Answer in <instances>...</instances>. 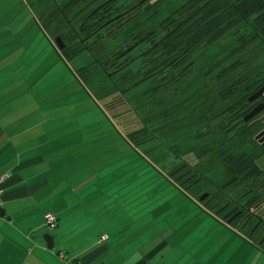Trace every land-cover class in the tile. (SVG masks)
Instances as JSON below:
<instances>
[{"label":"rangeland","instance_id":"1","mask_svg":"<svg viewBox=\"0 0 264 264\" xmlns=\"http://www.w3.org/2000/svg\"><path fill=\"white\" fill-rule=\"evenodd\" d=\"M61 1L63 6L72 5V1L76 4L72 8L70 5L63 8L65 13L72 10V15L70 22L62 24L60 33L68 34L67 39L75 41L70 43V47L77 45L79 53L73 58H63L74 68L83 66V73L80 70L75 74L71 68L73 72L62 70V78L67 84L73 78L72 74L77 83L72 87H81L93 97V107L99 113L87 114L92 124L73 140V145L77 144L76 148L80 151L77 152L79 166L86 162L90 165L88 169L79 167L78 170H83L78 175L84 177L83 172L88 171L87 175L98 177L81 191L104 196V200L109 198L110 207L116 208L114 212L121 215L127 213L124 218L116 215L115 218L120 220L117 222L119 226L114 224L117 229H126L122 234L125 232L127 237L137 228L138 234L144 238L147 235L163 238L172 244L171 247L178 242L184 246L190 244V249H186L189 254H185L190 261L198 256L209 263L217 257L233 255L242 264H264L259 263L255 248L246 238L229 227H226L229 230L226 232L223 229L225 225L219 224L221 218L216 219L211 212L201 209L188 190L193 171L188 176L185 174L188 169L196 168L215 185L227 180L221 165L213 163L216 167L205 166L209 163L204 164L205 158L200 157L202 150L197 146H203L204 140L198 132L205 124L204 116L215 118L219 113L230 112L232 102L241 99L244 87L228 88L224 82L220 83V87L208 86L205 97L197 93L189 99L166 101L161 94H152L154 81H143L145 74L137 75V63L121 73L116 72L119 66H109L111 58L119 56V48L129 37L156 29L158 23L187 0H159L162 2L157 6L155 15L143 14L111 36L106 34V30L102 31V27L95 26L96 16H93L92 23L86 26L89 34L94 33L89 39L81 37L78 31L98 5L96 0H66V4L65 0ZM80 22L82 25L78 26ZM255 32L254 25L240 24L224 36L223 48L238 50L235 57L244 67L241 70L247 68L242 71L239 80L261 84L264 83V39L261 36L254 38ZM242 42H245L244 46ZM80 43L88 48L80 49ZM150 60L144 59L146 66ZM75 107L81 115L87 110V105L80 102ZM63 144L68 146L66 140ZM258 163L264 166V162ZM202 186L200 184L195 189ZM130 213H136V216L132 219Z\"/></svg>","mask_w":264,"mask_h":264},{"label":"crops","instance_id":"2","mask_svg":"<svg viewBox=\"0 0 264 264\" xmlns=\"http://www.w3.org/2000/svg\"><path fill=\"white\" fill-rule=\"evenodd\" d=\"M65 6L61 0H0V177L6 176L0 183V264H62L60 252L82 264H242L233 255L190 261V244L171 247L163 238H144L137 228L127 237L115 218L127 213L114 212L109 198L81 191L98 177L78 175L90 165L79 166L73 140L92 124L87 114L99 113L93 97L72 87V74L67 84L62 78L71 69L83 73L53 42L70 22L72 10L64 17ZM68 42L66 47L75 43ZM79 102L87 105L84 115L75 107ZM48 214L56 217L53 229L45 224ZM255 252L264 262V253Z\"/></svg>","mask_w":264,"mask_h":264},{"label":"flooded vegetation","instance_id":"3","mask_svg":"<svg viewBox=\"0 0 264 264\" xmlns=\"http://www.w3.org/2000/svg\"><path fill=\"white\" fill-rule=\"evenodd\" d=\"M127 1L96 0L98 5L89 17L96 16L95 26L102 27V31L106 30V34L111 36L117 29L128 27L143 14L155 15L157 6L162 2L159 0ZM175 12L176 9L167 16L170 18L168 22L170 25L173 20L179 19ZM164 21L158 23L156 29L149 33L144 31L145 33L129 37L119 48V56L114 55L111 58L109 66L117 68L119 66L116 72L121 73L137 63V75L145 74L143 81L148 79L154 81L155 87L152 94L159 93L166 101L189 99L197 93H202L205 97L208 86L216 87L224 82L238 87L239 77L243 71L240 69L244 67L235 57L236 48H223L224 40L200 50L187 47L184 51L177 52L176 59L172 61L167 59L161 51L165 38L170 35L173 28L168 24L164 25ZM80 25H82L81 22L78 26ZM78 32L85 39H89L94 34L92 32L89 34L90 31L83 33L82 26ZM59 36L64 44L63 52L66 42L62 35L59 34ZM84 46L87 47V45ZM146 58H151L147 66L144 63ZM231 60L233 63L229 64ZM257 86L249 95L245 97L242 95L239 100L235 99L231 104L230 112L219 113L215 118L204 116L205 124L198 132L204 140L202 148L197 146L199 150H202L200 157L205 158L204 164L209 163L205 166L212 168L221 165L225 169L227 180L220 185H215L196 168L190 171L188 169L185 174L188 176L193 171V180L190 181L188 190L190 196L198 201L201 209L211 212L217 217L216 219L221 218L219 219L221 225L233 229L246 238L256 250L264 253V166H259L258 163L264 162V92L257 98H253L261 89H264V83H259ZM173 114L176 115V113ZM182 122L185 126L183 120ZM240 165L252 166L256 170L244 171L238 168ZM183 167L186 168L184 165ZM191 168L194 167L191 166ZM200 184L203 186L195 189Z\"/></svg>","mask_w":264,"mask_h":264},{"label":"trees","instance_id":"4","mask_svg":"<svg viewBox=\"0 0 264 264\" xmlns=\"http://www.w3.org/2000/svg\"><path fill=\"white\" fill-rule=\"evenodd\" d=\"M72 3L75 4L74 1ZM73 4H69L71 8ZM67 13L63 11V16L66 17ZM175 13L179 19L171 21L172 25L168 24L170 18L166 17L164 19L163 24H168L173 28L170 35L165 38L161 50L163 55L172 61L176 59L177 52H182L187 47L200 50L215 45L218 41H223L224 36L240 24L254 25L256 31L254 38L261 36L264 39V0H187L183 6L176 9ZM92 20V17L85 20L84 26H82L83 33L88 31L86 26L91 24ZM62 36L64 42L68 43V34H63ZM244 45L245 42H242V46ZM70 48H75L76 50H71ZM79 48L85 49L84 44L80 43ZM61 54L65 57H75L79 54L77 45L76 47H66ZM232 63V60L229 61V64ZM258 84L247 80H239L238 87H244L242 95L245 97L256 89ZM227 87L235 88V86L230 85ZM238 168L244 171L256 170L252 166L240 165Z\"/></svg>","mask_w":264,"mask_h":264},{"label":"built area","instance_id":"5","mask_svg":"<svg viewBox=\"0 0 264 264\" xmlns=\"http://www.w3.org/2000/svg\"><path fill=\"white\" fill-rule=\"evenodd\" d=\"M6 178V176H2L0 177V183H2L4 181V179ZM1 191H0V197H1ZM0 205H1V200H0ZM46 220V226L50 229H53L55 227L56 224V217L52 214H48L45 217ZM106 239V236H102L101 237V241H104ZM60 261L62 262V264H82L80 261L77 260H73V259H68L65 257V255L63 254V252H60L58 255Z\"/></svg>","mask_w":264,"mask_h":264},{"label":"water","instance_id":"6","mask_svg":"<svg viewBox=\"0 0 264 264\" xmlns=\"http://www.w3.org/2000/svg\"><path fill=\"white\" fill-rule=\"evenodd\" d=\"M54 43L57 47L58 50L62 51L64 49V44L62 43V40L60 37L56 38L54 40ZM262 92H264V89H261L259 91V93H257L253 98H257V96H259V94H262ZM2 212V210L0 209V213ZM44 242L46 244L47 249H52L53 248V238L52 236L46 234L45 236H43Z\"/></svg>","mask_w":264,"mask_h":264}]
</instances>
